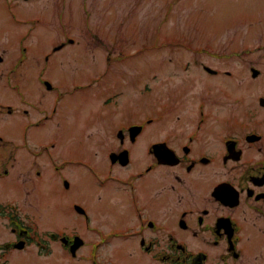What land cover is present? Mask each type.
<instances>
[{"label": "flooded vegetation", "instance_id": "af4514ba", "mask_svg": "<svg viewBox=\"0 0 264 264\" xmlns=\"http://www.w3.org/2000/svg\"><path fill=\"white\" fill-rule=\"evenodd\" d=\"M30 2L0 0V34L10 42L0 40V67L12 63L15 82L14 104L0 103V113L17 117L14 155L25 149L37 160L33 181L53 167L57 180L64 187L67 181L70 189L68 175L79 174L82 192L94 198L90 212L72 204L77 232L54 239L65 255L76 264H264V119L255 114L264 113L261 94L255 97L258 107L251 108L242 104L244 96L221 87L212 90L205 83L192 92L185 88L188 84L175 89L174 83L168 88L171 95L157 101L154 92H162V84H153L162 73L132 75L131 53L124 48L108 50L102 70L73 80L74 89L66 92L51 82L50 61L60 51H76L82 40L65 26L59 32L36 27L41 19L35 10L20 8ZM58 61L68 69L84 59ZM195 62L211 76L230 74ZM111 68L117 73L109 90H95ZM63 69L61 76H75ZM133 86L142 88L135 98L152 94L150 103L161 104V112L132 116ZM231 100L236 105L229 106ZM83 102L92 105L81 106ZM95 124L112 136L111 148L100 155L80 139L83 127L93 137L88 130ZM36 129L38 140L32 138ZM35 144L40 145L37 151L31 148ZM19 160L30 162L25 155ZM33 208L35 202L28 198L0 203L2 218L13 231L12 238L0 241V262L12 250L35 244L51 248L30 228L36 222ZM75 236L83 240L77 250ZM19 241L25 242L21 249L15 246Z\"/></svg>", "mask_w": 264, "mask_h": 264}, {"label": "rangeland", "instance_id": "374dc122", "mask_svg": "<svg viewBox=\"0 0 264 264\" xmlns=\"http://www.w3.org/2000/svg\"><path fill=\"white\" fill-rule=\"evenodd\" d=\"M24 6H20L22 11L35 10V15L41 19L36 27H47L46 30L53 32L58 29L56 31L59 32L65 26L82 40L76 51H60L50 61L51 82L66 92L74 89L71 85L73 80L87 78V73L102 70L108 50L117 53L124 48L131 53L128 61L132 75L162 73L153 84H157V88L162 84V92H154L157 101H165L167 95H171L172 90L168 88L174 83L175 89L188 84L185 88L192 92H199L200 84L204 86L205 83L212 86V90L221 87L244 96L242 104L252 105L251 108L258 107L255 97L264 95V0H33ZM88 31L97 33V36L94 38ZM7 37L5 33L0 34L1 42L10 44L6 41ZM137 49L144 52L137 54ZM66 57L82 58L84 62L63 69L58 60ZM195 60L231 70L234 77L211 76ZM186 63L189 67L184 70L182 65ZM7 65L8 61L0 67V103L13 106V65ZM254 67L259 69L257 76H254ZM62 69L75 76H61ZM116 73L117 69L111 68L95 90H109ZM29 85L30 82L26 84ZM141 89L140 86L132 87V116L161 112V104L150 103L152 94L134 97L140 95ZM233 101H229L228 105H236ZM80 105L90 106L92 103L83 102ZM255 114L257 118L264 119L261 118L264 113L260 116L257 112ZM89 128L93 137L86 136L85 127L80 137L87 149L100 155L111 148L112 136L103 125L95 124L93 130L91 126ZM19 130L15 115L6 110L0 113V137L4 138L0 146V159L3 160L0 162V203L24 198L35 202L31 211L37 228H30L37 230L38 240L44 239V244L51 245V248L42 250L35 244L25 251L12 250L1 264H76L77 261L65 255L61 243L54 239L64 233L73 235L77 232L79 224L75 220L72 204L79 203L81 208L90 212L94 198H88L82 192L78 185L81 183L79 174L68 175L70 189L57 180L53 167L50 170L47 167L42 174L44 177L33 181L32 171L39 164L37 160L25 149L14 155ZM33 135L32 138L38 140L39 129L33 131ZM31 148L37 151L40 145H31ZM73 149L76 150V147ZM22 155L30 160L29 164L19 160ZM14 164L16 168L13 171ZM5 169L13 171V174H4ZM83 185L88 186L86 181ZM2 217L0 213V241L4 242L13 237V231ZM49 231L53 233L51 237L45 234Z\"/></svg>", "mask_w": 264, "mask_h": 264}, {"label": "water", "instance_id": "95a60500", "mask_svg": "<svg viewBox=\"0 0 264 264\" xmlns=\"http://www.w3.org/2000/svg\"><path fill=\"white\" fill-rule=\"evenodd\" d=\"M257 74H258V71L254 69V75L256 76ZM262 103L264 105V99H262ZM81 243L82 241L79 238H76V243H75L76 246L74 245L73 250H76L80 246ZM22 246H23V243L19 245V247H22Z\"/></svg>", "mask_w": 264, "mask_h": 264}]
</instances>
